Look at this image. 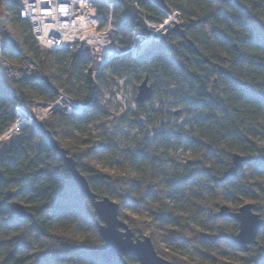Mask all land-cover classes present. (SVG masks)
<instances>
[{"label":"trees","instance_id":"1","mask_svg":"<svg viewBox=\"0 0 264 264\" xmlns=\"http://www.w3.org/2000/svg\"><path fill=\"white\" fill-rule=\"evenodd\" d=\"M136 1L152 24H161L167 9L181 14L187 40L166 35L178 51L156 42L141 55L130 53L139 28L136 20L124 16L123 0H114L115 31L108 50L85 42L73 50L48 52L21 17L19 0H0L2 57L14 66L31 58L42 68L41 76L18 83L1 74L0 141L20 120L22 106L32 100L55 103L65 93L91 107L80 115L43 121L63 147L62 139L72 135L69 130L90 135L88 127L105 114L97 82L123 80L138 89L148 78L153 98L137 103V119L144 121H134L144 139L125 151V177L99 172L86 161L91 153L109 152L113 146L108 143L82 138L86 153L63 148L99 198L116 201L119 217L135 236L148 235L158 254L172 264H264V229L258 244L240 257L236 253L242 252L230 242V235L238 233L237 222L217 212L226 202L234 211L243 202L253 203L264 220V0ZM91 12L96 29L104 30L107 7L92 0ZM156 98L174 112L166 117L163 110L151 108ZM175 109L182 113L176 115ZM182 115L188 129L177 122ZM169 117L175 122L166 123ZM182 147L193 148L195 154L181 159ZM236 154L249 159L242 168H234ZM14 201L25 205L32 217L14 216ZM147 211L152 222L144 218ZM98 223L93 203L34 122L21 128L20 140L0 154V264H106L100 256L104 242ZM161 242L165 247L157 249ZM226 256L240 262H226ZM125 261L138 264L133 256ZM112 264L124 263L116 259Z\"/></svg>","mask_w":264,"mask_h":264},{"label":"rangeland","instance_id":"2","mask_svg":"<svg viewBox=\"0 0 264 264\" xmlns=\"http://www.w3.org/2000/svg\"><path fill=\"white\" fill-rule=\"evenodd\" d=\"M107 9L109 10V19H110L111 11L109 8ZM172 12L173 11H170V13ZM109 19H108V23H109ZM181 23L182 21H179L177 25H179L182 28L184 21L182 24ZM154 26H156V24ZM107 27H108V24H107ZM114 31H115V28L112 25L111 31L107 36H104L99 40L91 39L86 43V46H91V48L93 49H97L101 46L109 47L111 45V35L113 34ZM165 36L166 34L164 35V37ZM156 42L157 40L153 42L145 41V42L139 43L134 55L138 56L145 52H148L151 49V47L154 45V43ZM35 62L38 64L39 68H41V63H39L38 61H35ZM102 73H104L107 77L110 76L109 70H103ZM96 91L97 92L99 91L101 94L99 104L101 108L104 110L105 114H101L100 117L96 120V122L92 123L88 127L90 131V135L82 133L81 131H78V130H71V131L69 130L68 135L70 134L72 135L69 139L68 137H64L62 139V145L63 147H66L67 149L72 148L73 150H76V151L79 150L81 152L86 153L88 147L87 145L83 146L82 141H81L82 138H87V139L91 138V142L93 143L94 142H105V143L110 144L113 147L109 152L103 153L101 151H98L96 155L91 153L89 157H87L86 161H88L89 163H92L93 166L99 172L107 173V174H111L115 176L122 175L123 177H125V174H126V170H125L126 167H125V160H124L126 157L125 151H127L128 149L136 145L137 142H142L144 139L143 133L140 127L138 126L139 123L137 124L134 122V121H138V122L144 121L142 118L137 119L138 104L136 102V98L138 94V89H136L135 85L131 82L130 83L125 82L123 80L112 81L109 78L107 82L105 83L97 82ZM162 103H163L162 100H160L159 98H156L152 102L151 108H154V110L158 112L163 110V115L166 117L167 115L174 112V110L168 106H165L163 108ZM25 106L27 110H29L34 116H36L40 121L43 122L45 120L51 119L55 115H68V116L80 115L85 110L91 107V103L86 104V103L79 102L75 100L74 98L69 97L65 93H63L60 96V99L55 103H47L41 100H32V102L25 104ZM175 111H176V115H179V113H182L179 109H175ZM181 117L182 118L179 119V121H177L178 124L183 129H188L190 126L189 123L185 122V120L183 119L184 117L183 115ZM21 118H22L21 124H24V121L26 119L25 113H21ZM165 121L166 123L169 124L171 122H175V119L173 117H169V119H166ZM23 127H25V125H23ZM159 127L160 126H156V130H159ZM153 136L154 134L150 135V139H152ZM19 140H20V131L18 132L11 131L3 140L0 141V154L2 152L7 151L12 145L16 144ZM260 144L261 146H264V142H260ZM179 154H180L181 159L185 160V159L191 158L195 154V150L193 148L182 147L179 151ZM234 168H236V166H234ZM245 204H247V202L246 203L243 202V204H241L238 210ZM224 206L228 207L231 210V212L238 211V210L234 211L235 207L232 206V203L226 202V203L221 204L220 207L217 209L218 214L220 212V209ZM149 213H150L149 211L145 212L144 218L147 222H152V220L148 218ZM126 214H128L129 216L133 218H138L137 215L132 214L131 212H127ZM223 232L226 234V231H223ZM164 233H165L164 231L160 232V234H164ZM231 236L233 235H230V237ZM164 247H165V243H162V242L157 245V249H161V248L163 249ZM165 251L168 252V249H166ZM236 254L242 257L243 253H236ZM184 260L188 261V259L186 258ZM224 260L226 262H230V261L240 262L239 258L233 257V256H226Z\"/></svg>","mask_w":264,"mask_h":264},{"label":"water","instance_id":"3","mask_svg":"<svg viewBox=\"0 0 264 264\" xmlns=\"http://www.w3.org/2000/svg\"><path fill=\"white\" fill-rule=\"evenodd\" d=\"M160 1L163 3V0ZM167 12L170 13V10L167 9ZM123 14L128 19L136 20L139 30L149 33L147 22L139 8L128 0H123ZM169 34L187 40L185 30L177 24L169 27ZM157 43L171 51H178V45L169 42L166 36L159 37ZM106 49L108 50L109 47H106ZM221 70L232 78L226 68L222 67ZM153 94V88L149 85L148 78H145L138 88L136 102L144 104L153 98ZM34 125L40 135L49 141L54 154L63 161L65 170L72 175L80 192L93 203L94 209L101 220V223H98V231L104 242L100 250L103 262L112 264L114 260L119 259L124 264H128L125 261V256H133L137 258L138 264H172L157 253L149 236L143 238L135 236L128 224L119 217L120 205L116 201L110 197L99 198L98 194L92 190L87 178L78 170L76 160L68 154L65 148L59 145L52 133L46 129L44 123L35 118ZM247 161L249 159L242 155H234L236 168H242ZM11 197L13 198V195ZM10 211L18 218L32 217L26 210V206L18 201L12 202ZM219 216L237 222L238 233L230 237V242L233 246L238 247L242 253L249 252L252 246L258 244V236L264 229V220L255 211L253 203L243 205L237 212H231L228 207L224 206L220 209Z\"/></svg>","mask_w":264,"mask_h":264},{"label":"built area","instance_id":"4","mask_svg":"<svg viewBox=\"0 0 264 264\" xmlns=\"http://www.w3.org/2000/svg\"><path fill=\"white\" fill-rule=\"evenodd\" d=\"M98 1L111 11L108 27L100 31L96 29L92 16V0H19L21 17L30 23L32 33L41 48L49 52L73 50L79 43H85L91 39L99 40L110 33L113 25L114 0ZM128 1L139 8L136 0ZM179 21L183 23L182 16L178 11L167 13L165 20L156 26L146 21L149 33L139 30L135 34L132 46L128 51L134 54L139 43L153 42L159 37L167 35L169 27L179 23ZM159 29H162V35L158 34ZM4 46L5 38L0 26V76L4 73L10 81L20 82L23 79L39 77L42 74L41 68L30 58L25 59L18 66L4 60L2 57ZM101 47L106 49V46ZM21 113L26 115L24 124H21L22 118H20L11 129L13 132L20 131L23 125L26 126L37 118L25 106H22Z\"/></svg>","mask_w":264,"mask_h":264},{"label":"bare ground","instance_id":"5","mask_svg":"<svg viewBox=\"0 0 264 264\" xmlns=\"http://www.w3.org/2000/svg\"><path fill=\"white\" fill-rule=\"evenodd\" d=\"M158 34H159V35H162V29H159V30H158ZM255 246H256V245H255ZM253 247H254V246H252L251 249H252Z\"/></svg>","mask_w":264,"mask_h":264}]
</instances>
